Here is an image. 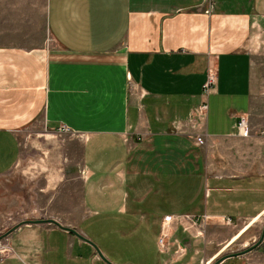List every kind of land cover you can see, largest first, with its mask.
I'll use <instances>...</instances> for the list:
<instances>
[{
    "label": "crops",
    "instance_id": "crops-1",
    "mask_svg": "<svg viewBox=\"0 0 264 264\" xmlns=\"http://www.w3.org/2000/svg\"><path fill=\"white\" fill-rule=\"evenodd\" d=\"M47 23L49 45L0 46V178L37 126L41 190L60 191L0 239V264H214L245 235L218 264H264V0H48ZM166 217L183 226L162 252Z\"/></svg>",
    "mask_w": 264,
    "mask_h": 264
},
{
    "label": "rangeland",
    "instance_id": "rangeland-1",
    "mask_svg": "<svg viewBox=\"0 0 264 264\" xmlns=\"http://www.w3.org/2000/svg\"><path fill=\"white\" fill-rule=\"evenodd\" d=\"M47 1L0 0V46L35 49L51 44L47 23ZM35 128L37 126L20 131L21 154L18 163L9 174L0 178V196L5 197V207L0 209V236L24 220L23 218L32 217L38 212L48 216V213L45 214L46 210L42 209L47 207L44 203L49 200L51 194L60 191L59 188L53 190L54 192L49 190L44 193L41 190L45 185L48 169L43 151L47 150V146L53 145V142L40 138L44 137L42 136L44 133L36 131ZM69 145L70 150H74V155H69L71 158L69 157L68 160V166H70L68 174H71L73 173L71 168L74 166L72 163L78 162L80 143L74 141L69 142ZM19 195L20 198H18ZM75 197L77 194L74 195ZM16 198H18L17 204H15ZM235 225L236 223H232L215 227L212 231L215 232L212 245L217 248L220 246L219 241L227 240L236 229L240 228ZM247 238L246 235L240 237L222 255L239 252L252 246L253 242H248Z\"/></svg>",
    "mask_w": 264,
    "mask_h": 264
},
{
    "label": "built area",
    "instance_id": "built-area-1",
    "mask_svg": "<svg viewBox=\"0 0 264 264\" xmlns=\"http://www.w3.org/2000/svg\"><path fill=\"white\" fill-rule=\"evenodd\" d=\"M213 0H206L209 5H212ZM217 79V68L214 64H209L208 71H207V79L204 83L203 87V93L204 95H208L212 92L215 83ZM208 105L206 102L201 103L199 107L196 109V117H200L201 115H204L205 111L207 110ZM238 128H239V134L241 135H248L249 128H248V121L244 116L240 117V120L238 121ZM68 128L66 126H63L59 129L60 132L67 131ZM180 219H172V217H166V219L163 221V227L161 231V235L159 238V245L162 252H168L170 250V242H169V235H170V228L172 223L180 224ZM194 224L197 223L196 220L193 221ZM227 224H232V221L230 219L226 220ZM11 252L10 248L4 247L0 244V261L4 260V258L9 255Z\"/></svg>",
    "mask_w": 264,
    "mask_h": 264
},
{
    "label": "water",
    "instance_id": "water-1",
    "mask_svg": "<svg viewBox=\"0 0 264 264\" xmlns=\"http://www.w3.org/2000/svg\"><path fill=\"white\" fill-rule=\"evenodd\" d=\"M48 221H49V222H53V223L59 225V223H58L57 221L53 220V219L48 220ZM26 222H27V221H26ZM28 222H37V221H28ZM18 226H19V225H16V226L13 227L12 229H10L9 232L13 231V230H14L15 228H17ZM67 229H69V230L72 231V232H75L74 229H70V228H67ZM9 232H8V233H9ZM8 233H5V234H3L2 236H0V239H2L3 237H5ZM262 237H264V226H263ZM85 240H86V239H85ZM86 241H88V240H86ZM257 244H258V243H257ZM255 246H256V245H254V246H252V247H249V248H247V249H245V250H242V251H240V252H236V253H232V254H227V255L221 257L219 260H217L214 264H218L221 260H223V259H225V258H227V257H230V256L242 255V254L248 252L249 250L253 249Z\"/></svg>",
    "mask_w": 264,
    "mask_h": 264
}]
</instances>
